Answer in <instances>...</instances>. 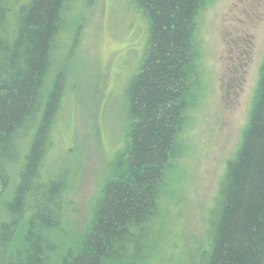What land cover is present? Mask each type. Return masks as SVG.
I'll list each match as a JSON object with an SVG mask.
<instances>
[{
    "label": "trees",
    "instance_id": "trees-1",
    "mask_svg": "<svg viewBox=\"0 0 264 264\" xmlns=\"http://www.w3.org/2000/svg\"><path fill=\"white\" fill-rule=\"evenodd\" d=\"M209 1L128 0L145 22L146 44L119 90L123 150L101 172L87 228L60 264H132L144 255L198 99L199 20ZM70 7L71 0H0V264H49L56 250L48 234L61 228L68 183L43 168L65 95L53 61ZM106 108L111 115L108 101ZM12 166L18 181L7 197ZM200 264H264V59L208 214Z\"/></svg>",
    "mask_w": 264,
    "mask_h": 264
},
{
    "label": "rangeland",
    "instance_id": "rangeland-1",
    "mask_svg": "<svg viewBox=\"0 0 264 264\" xmlns=\"http://www.w3.org/2000/svg\"><path fill=\"white\" fill-rule=\"evenodd\" d=\"M199 27L198 99L181 134L179 161L166 176L149 243L132 264H200L208 214L248 120L264 59V0H210ZM145 35V22L128 0H71L53 61V70L64 72L65 95L43 168L45 177L64 173L68 183L61 228L48 234L56 247L49 264H60L80 240L101 172L123 150L119 90L142 60ZM9 175L7 197L18 167Z\"/></svg>",
    "mask_w": 264,
    "mask_h": 264
}]
</instances>
